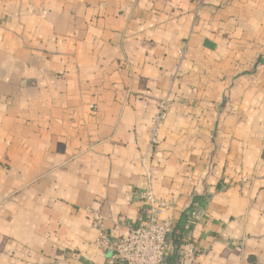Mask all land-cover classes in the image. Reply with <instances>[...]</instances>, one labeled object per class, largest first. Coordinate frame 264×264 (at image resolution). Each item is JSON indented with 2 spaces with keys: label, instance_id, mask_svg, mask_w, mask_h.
I'll list each match as a JSON object with an SVG mask.
<instances>
[{
  "label": "crops",
  "instance_id": "crops-1",
  "mask_svg": "<svg viewBox=\"0 0 264 264\" xmlns=\"http://www.w3.org/2000/svg\"><path fill=\"white\" fill-rule=\"evenodd\" d=\"M149 187L194 264H264V0H0V264H108Z\"/></svg>",
  "mask_w": 264,
  "mask_h": 264
},
{
  "label": "built area",
  "instance_id": "built-area-1",
  "mask_svg": "<svg viewBox=\"0 0 264 264\" xmlns=\"http://www.w3.org/2000/svg\"><path fill=\"white\" fill-rule=\"evenodd\" d=\"M170 100L162 98L156 103V112L149 121L148 149L157 144L160 127L168 117ZM145 167V160H142ZM148 180L151 173L145 168ZM142 211L139 224L125 237L112 240L102 232L101 218L92 214L91 225L100 231L98 243L111 250L108 264H194L199 249L193 241L182 238L171 244L173 226L170 219H162L169 203L156 197L151 187L140 195ZM201 214L191 213V219L199 220Z\"/></svg>",
  "mask_w": 264,
  "mask_h": 264
}]
</instances>
